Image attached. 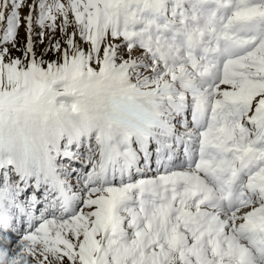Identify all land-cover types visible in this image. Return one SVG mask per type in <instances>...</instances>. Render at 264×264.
I'll use <instances>...</instances> for the list:
<instances>
[{
    "label": "snow or ice",
    "instance_id": "obj_1",
    "mask_svg": "<svg viewBox=\"0 0 264 264\" xmlns=\"http://www.w3.org/2000/svg\"><path fill=\"white\" fill-rule=\"evenodd\" d=\"M0 264H264V0H0Z\"/></svg>",
    "mask_w": 264,
    "mask_h": 264
}]
</instances>
